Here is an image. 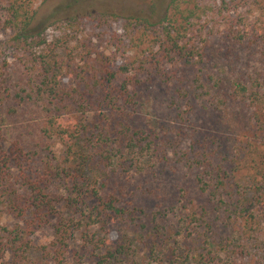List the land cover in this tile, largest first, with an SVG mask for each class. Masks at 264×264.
Returning a JSON list of instances; mask_svg holds the SVG:
<instances>
[{
	"label": "trees",
	"instance_id": "obj_1",
	"mask_svg": "<svg viewBox=\"0 0 264 264\" xmlns=\"http://www.w3.org/2000/svg\"><path fill=\"white\" fill-rule=\"evenodd\" d=\"M250 2L171 0L160 21H144L152 38L140 66L134 60L102 57L87 60L81 69L75 48L67 44L71 41H63L64 37L50 41L45 28L33 30L34 0H8L4 26L11 33L0 41V216L18 222L0 224V264H37L33 254L39 250L40 264H70L73 258L68 249L80 241L76 233L81 228V257L90 253L99 257V264L132 262L135 241L128 232L139 210L125 207L121 193L107 187L103 178L111 176L108 168L127 152L144 148L158 156L161 129L156 123L143 128L132 111L142 98L137 90L139 71L151 58L153 66L164 61L183 70L195 67V75L177 78L184 85L191 112L201 101L205 112L219 115L217 127L223 136L218 146L224 149V161L236 153L252 159L251 191L241 197L232 195L228 201L220 196L221 187L230 185L228 175L219 172L213 177H218V186L211 193L215 209L227 213L223 217L228 226H240L243 231L238 240H243L244 248L235 257L248 256L245 249L254 242L264 245V221L248 203L256 196L264 198V27L245 19ZM81 17L64 21L74 26ZM214 40L228 44L209 50L203 44ZM65 46L69 52L62 57L59 50ZM8 51L13 61L7 58ZM200 130H195L201 134L199 139L206 138ZM53 138L65 147L58 163L49 156L45 160L40 152ZM180 158L188 160L189 153L183 152ZM203 186V191L209 188L208 183ZM59 207H71L80 217L60 220L52 241L39 248L35 236L50 225ZM212 211L204 206L184 219H191L189 235L203 247L198 264H225L211 247ZM242 218L251 225L250 232L257 225L249 241L244 240L247 231ZM162 221L157 226L166 227ZM95 226L99 231L90 232ZM160 230L151 231L155 237L151 256L157 264H189L191 248ZM171 242L174 248L169 252ZM159 255H165L164 259L158 260Z\"/></svg>",
	"mask_w": 264,
	"mask_h": 264
},
{
	"label": "rangeland",
	"instance_id": "obj_2",
	"mask_svg": "<svg viewBox=\"0 0 264 264\" xmlns=\"http://www.w3.org/2000/svg\"><path fill=\"white\" fill-rule=\"evenodd\" d=\"M252 1L249 3L250 9L245 12V19L252 25L264 27V0ZM7 2L8 0H0V41L11 33L4 26L3 12ZM170 2L171 0H34L37 15L32 28L34 31L45 28L50 41L57 37H64L63 41H71L67 44L75 48V60L81 69L85 67L87 60L102 57L134 60L135 65L140 66L146 58L145 49L151 44L152 38L144 21H160L169 11ZM101 15H106V18L101 19ZM77 16L82 17L78 18L74 26L64 21ZM203 44L209 50L216 46L226 48L228 43L214 40ZM61 45L63 47L64 43ZM59 51L62 57L69 52L67 46ZM10 54L8 51L7 58L13 61ZM153 61L155 60L151 58L144 70L139 71L137 90L142 98L137 109L132 105V111L135 120L143 128L156 123L161 129L158 156L144 148L127 152L123 158L116 159L115 165L108 168L111 176L103 178L107 187L115 188L121 193L125 207H137L139 210L136 213L138 219L128 232V237L135 241L133 264L158 263L151 256L152 241L155 238L151 231L156 232V229L172 233L175 238L183 241L192 250L189 264H198L203 247L189 235L191 219H184L193 212L200 213L204 206L208 210L213 209L211 216L215 223L211 232V247L224 258L225 264H264V245L261 241L254 242L245 249L248 256L235 257L244 248L243 240H238L243 231L240 226H228V221L223 217L227 213L218 212L213 201L215 188L218 186V177L214 180L213 177L219 172L224 177L228 175L226 181L230 185L220 189V196L228 201L232 195L241 197L244 192L251 191L249 183L255 172L252 159L249 157L245 160L241 154L236 153L234 156L229 154V162L224 161V149L218 146L219 137L223 136L217 127L219 115L211 111L205 112L201 101H197L195 112H191L189 100L184 97V85L178 84L177 78L181 80L185 79V75H195L198 71L195 67L183 70L172 62L164 61L153 66ZM158 68H161V72ZM191 96L190 92L189 97ZM107 123L105 122L106 125ZM198 128L202 129L200 131L206 134V138L199 139L201 134L195 131ZM43 148L40 152L45 160L49 156L58 163L64 158L65 147L58 138H53L49 146L45 144ZM183 152L189 153L188 160L180 158ZM208 161H212L213 165L209 166ZM204 183L209 184L206 191H203ZM248 203L252 212L264 221V198L256 196ZM59 209L60 212L52 218L50 225L36 234L35 240L39 248L52 241L56 224L60 220L80 217L71 207ZM160 220H163L161 224L166 227L157 226ZM17 222V219L0 216V224L12 226ZM242 226L247 231L244 240H251L248 237L256 235L257 225L250 232L251 225L242 218ZM98 229L95 226L89 231L95 233ZM83 231L84 228L77 231L76 238H80V241L76 240L74 247L68 249L69 256L73 258L70 264H99V257H93L90 253L80 256V247H84L81 240ZM159 233L156 234L158 238L162 236L161 230ZM173 248L172 242L168 244L169 252ZM41 254L40 250L33 254V260L37 264L42 261ZM164 257L165 255H159L158 260Z\"/></svg>",
	"mask_w": 264,
	"mask_h": 264
}]
</instances>
